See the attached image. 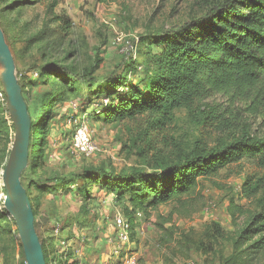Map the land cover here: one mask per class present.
Returning a JSON list of instances; mask_svg holds the SVG:
<instances>
[{
    "label": "rangeland",
    "instance_id": "rangeland-1",
    "mask_svg": "<svg viewBox=\"0 0 264 264\" xmlns=\"http://www.w3.org/2000/svg\"><path fill=\"white\" fill-rule=\"evenodd\" d=\"M24 1L29 0H0V26L34 126L44 124V105L51 107L44 134L32 130L30 158L21 181L36 213L39 239L59 253L69 250L77 264H224L255 211L241 195L245 177L254 171L251 164L244 162L215 178L200 179L192 196L156 208L134 207L129 195L117 196L82 178L88 168L114 175L144 169L149 174L136 154L149 137L157 146L162 134L181 142L202 138L214 144L217 133L208 124L190 121L184 109L173 111L172 122L162 131L147 117L113 121L104 110L110 105L105 106L107 97L115 96L120 85L128 79L137 84V78L143 77L136 65L149 47L151 53L159 52L152 44L155 32L178 29L200 17L205 3L222 0H60L53 12L46 0ZM54 16L71 24L64 30ZM139 39L147 45L145 50H139ZM143 63L150 65L149 60ZM67 69L75 77L66 80ZM219 102L220 98L206 101ZM80 121L90 127L98 149L88 158L72 152L71 139ZM246 122L253 135L264 137L260 120L247 117ZM0 125L7 128L0 132V213H4L1 174L14 127L1 83ZM82 188L86 196L78 194ZM118 216L128 226L126 240L117 228ZM0 264H25L10 218L0 221Z\"/></svg>",
    "mask_w": 264,
    "mask_h": 264
},
{
    "label": "trees",
    "instance_id": "trees-1",
    "mask_svg": "<svg viewBox=\"0 0 264 264\" xmlns=\"http://www.w3.org/2000/svg\"><path fill=\"white\" fill-rule=\"evenodd\" d=\"M46 1L48 11L53 12L60 0ZM201 10L200 17L187 20L178 29L154 33L152 44L159 52L153 54L149 47L141 53L136 66L141 67L143 77L137 78V84L128 79L120 85L115 96L107 97L105 106L110 105L104 112L113 121L147 117L162 131L172 122L171 113L184 109L190 121L208 124L217 133L214 144L210 146L202 138L181 142L162 134L157 146L149 137L146 147L136 153L151 170L149 174L144 169L114 175L88 168L82 178L117 196L129 195L134 207L156 208L192 196L200 179L215 178L221 171L247 162L254 171L245 177L241 195L255 211L234 240L233 253L224 264H264V137L253 135L246 122L247 117L260 120L264 127V0H222L205 3ZM53 21L61 22L64 30L71 24L61 16H54ZM146 47L139 39V50ZM148 60L146 66L143 62ZM64 73L66 80L75 77L69 69ZM89 82L97 83L94 79ZM215 98L220 102L206 103ZM44 108V124L34 126L30 116L31 137L33 129L44 134L51 107L46 103ZM5 130L0 125V132ZM8 142L12 145V140ZM42 144L37 145L36 159ZM78 194L86 196L88 192L82 188ZM7 218L5 210L0 213V221ZM34 227L36 230V221ZM39 241L46 264H77L69 250L59 253L54 245Z\"/></svg>",
    "mask_w": 264,
    "mask_h": 264
},
{
    "label": "water",
    "instance_id": "water-1",
    "mask_svg": "<svg viewBox=\"0 0 264 264\" xmlns=\"http://www.w3.org/2000/svg\"><path fill=\"white\" fill-rule=\"evenodd\" d=\"M0 83L5 97V109L14 127L12 145L1 174L5 191L3 208L6 216L15 223L25 264H46L42 245L34 227L31 204L21 182L29 161L32 122L18 83L15 61L1 27Z\"/></svg>",
    "mask_w": 264,
    "mask_h": 264
},
{
    "label": "built area",
    "instance_id": "built-area-1",
    "mask_svg": "<svg viewBox=\"0 0 264 264\" xmlns=\"http://www.w3.org/2000/svg\"><path fill=\"white\" fill-rule=\"evenodd\" d=\"M71 147L72 152L77 158H88L98 150L92 140V131L90 130V127L87 125L86 122L80 121L77 124L71 139ZM116 222L118 230L121 231V238L126 240L127 237L125 232L128 230V226L119 216L117 217Z\"/></svg>",
    "mask_w": 264,
    "mask_h": 264
}]
</instances>
